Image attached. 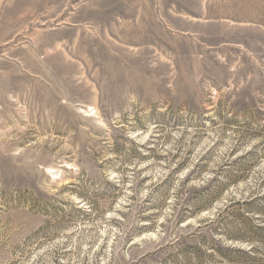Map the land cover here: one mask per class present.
I'll return each mask as SVG.
<instances>
[{
  "label": "rangeland",
  "instance_id": "obj_1",
  "mask_svg": "<svg viewBox=\"0 0 264 264\" xmlns=\"http://www.w3.org/2000/svg\"><path fill=\"white\" fill-rule=\"evenodd\" d=\"M0 264H264V0H0Z\"/></svg>",
  "mask_w": 264,
  "mask_h": 264
},
{
  "label": "trees",
  "instance_id": "obj_2",
  "mask_svg": "<svg viewBox=\"0 0 264 264\" xmlns=\"http://www.w3.org/2000/svg\"><path fill=\"white\" fill-rule=\"evenodd\" d=\"M238 253V254H242V251H239V250H232L231 253Z\"/></svg>",
  "mask_w": 264,
  "mask_h": 264
}]
</instances>
